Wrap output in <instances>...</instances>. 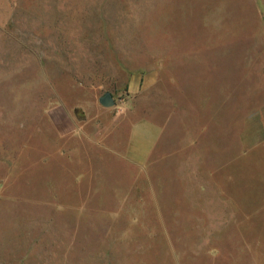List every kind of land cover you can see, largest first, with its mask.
I'll list each match as a JSON object with an SVG mask.
<instances>
[{"label":"rangeland","instance_id":"374dc122","mask_svg":"<svg viewBox=\"0 0 264 264\" xmlns=\"http://www.w3.org/2000/svg\"><path fill=\"white\" fill-rule=\"evenodd\" d=\"M0 264H264V0H0Z\"/></svg>","mask_w":264,"mask_h":264},{"label":"crops","instance_id":"0c3cea01","mask_svg":"<svg viewBox=\"0 0 264 264\" xmlns=\"http://www.w3.org/2000/svg\"><path fill=\"white\" fill-rule=\"evenodd\" d=\"M162 134V127L149 118L134 122L128 133L122 154L129 162L143 165L148 162Z\"/></svg>","mask_w":264,"mask_h":264},{"label":"water","instance_id":"95a60500","mask_svg":"<svg viewBox=\"0 0 264 264\" xmlns=\"http://www.w3.org/2000/svg\"><path fill=\"white\" fill-rule=\"evenodd\" d=\"M102 103L105 105V106H110L114 103L113 99L111 98L110 95H105L103 98H102Z\"/></svg>","mask_w":264,"mask_h":264}]
</instances>
